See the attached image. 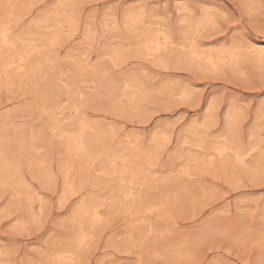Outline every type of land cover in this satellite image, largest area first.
Segmentation results:
<instances>
[{"label": "rangeland", "instance_id": "rangeland-1", "mask_svg": "<svg viewBox=\"0 0 264 264\" xmlns=\"http://www.w3.org/2000/svg\"><path fill=\"white\" fill-rule=\"evenodd\" d=\"M0 264H264V0H0Z\"/></svg>", "mask_w": 264, "mask_h": 264}]
</instances>
